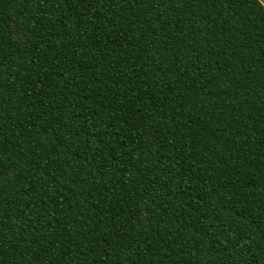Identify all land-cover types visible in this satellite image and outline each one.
<instances>
[{
	"label": "trees",
	"instance_id": "16d2710c",
	"mask_svg": "<svg viewBox=\"0 0 264 264\" xmlns=\"http://www.w3.org/2000/svg\"><path fill=\"white\" fill-rule=\"evenodd\" d=\"M0 264H264V5L0 0Z\"/></svg>",
	"mask_w": 264,
	"mask_h": 264
},
{
	"label": "rangeland",
	"instance_id": "374dc122",
	"mask_svg": "<svg viewBox=\"0 0 264 264\" xmlns=\"http://www.w3.org/2000/svg\"><path fill=\"white\" fill-rule=\"evenodd\" d=\"M264 5V0H259Z\"/></svg>",
	"mask_w": 264,
	"mask_h": 264
}]
</instances>
